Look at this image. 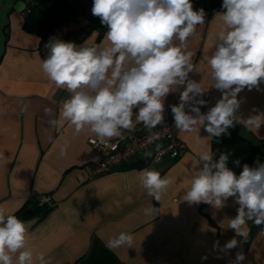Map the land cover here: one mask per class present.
I'll list each match as a JSON object with an SVG mask.
<instances>
[{
    "label": "crops",
    "instance_id": "crops-1",
    "mask_svg": "<svg viewBox=\"0 0 264 264\" xmlns=\"http://www.w3.org/2000/svg\"><path fill=\"white\" fill-rule=\"evenodd\" d=\"M37 1L0 0V207L26 223L34 255L44 253L52 264H232L242 252L241 264H264V225H248L247 240L227 228V220L237 214L233 198L222 209L205 203L190 205L181 199L199 166L198 153L210 144L213 152V139L197 144L195 133L176 129V136L186 145L179 158H165L153 167L137 160L126 169L91 175L99 155L87 140L95 135L87 131L77 135L67 124L62 129L49 124L58 118L69 93L50 83L40 66L48 55L45 45L60 40L61 35L53 32L42 40L24 26L23 10ZM21 3L26 7L18 10ZM192 3L194 9L205 10L206 21L188 42L195 53L190 78L201 80L207 88V57L220 23L214 17L222 8H211L209 0ZM73 24L68 31L79 37L77 45L98 44L105 38L107 29L81 35L82 24ZM260 89L246 88L238 94L241 115L253 114V108L264 111V83ZM182 90L167 96L165 118L173 115L170 106L178 104ZM220 97L219 91L210 88L203 96L208 101L203 113ZM23 105L27 108L22 111ZM46 108L51 115L45 113ZM232 128L252 144L255 162L264 163V126L258 134L240 124ZM199 135L206 138L209 134L201 128ZM65 142L68 148L61 156L60 146ZM145 168L174 181L159 202L140 184ZM33 196L46 197L49 210L43 216L25 217L21 210L25 211ZM149 207L154 212L146 216L144 210ZM120 232L134 234L133 247L109 249L108 240ZM233 238L237 246L225 249Z\"/></svg>",
    "mask_w": 264,
    "mask_h": 264
},
{
    "label": "clouds",
    "instance_id": "clouds-1",
    "mask_svg": "<svg viewBox=\"0 0 264 264\" xmlns=\"http://www.w3.org/2000/svg\"><path fill=\"white\" fill-rule=\"evenodd\" d=\"M26 7L21 3L18 10ZM222 11L215 14L219 31L210 56L208 87L190 78L194 73L195 53L189 40L204 25L206 12L194 9L192 0H93L92 15L106 26L101 43L77 45L71 41L50 40L48 55L41 69L58 89L69 96L60 105L58 118L49 124L62 129L67 124L79 135L90 132L101 144L123 140L137 124L151 132L165 121V100L183 89L178 104L171 105L174 126L184 133H195L197 144L230 135L236 124L258 134L264 126V111L253 108L247 117L240 114L244 89L260 91L264 83V0H223ZM214 88L221 97L206 113L204 94ZM27 106H22V111ZM51 115V109H45ZM209 135L201 138L200 129ZM149 138V143L153 141ZM211 145V144H210ZM208 150L198 153V168L181 199L190 205L205 203L215 209L226 206L229 198L238 204L237 214L227 220V228L247 240L248 222L264 225V163L244 164L237 175L229 166L231 153L214 157ZM67 142L60 146L66 154ZM162 145L156 144L159 153ZM152 151L144 153L151 158ZM239 165V161H233ZM141 186L155 201H161L173 184L153 168L139 176ZM152 207L144 214L151 216ZM135 236L120 232L107 242L109 249L132 248ZM233 238L225 249L237 246ZM215 247V245H214ZM245 256L238 252L232 264H241ZM52 264L44 253L35 254L28 244L26 223L0 207V264Z\"/></svg>",
    "mask_w": 264,
    "mask_h": 264
},
{
    "label": "trees",
    "instance_id": "trees-1",
    "mask_svg": "<svg viewBox=\"0 0 264 264\" xmlns=\"http://www.w3.org/2000/svg\"><path fill=\"white\" fill-rule=\"evenodd\" d=\"M211 8H220L223 0H209ZM93 0H40L30 6V12L25 17V28L45 40V36L53 28L63 24L77 21L80 15L91 12ZM97 30L103 32L106 26L102 25L100 19L93 15L90 16L88 28L85 26L80 27L81 35L90 31ZM66 37H62V41L76 42L79 37L72 31L67 32ZM73 37V38H72ZM48 49L45 48V52ZM230 135H222L220 138H213V153L214 157L218 159L220 153H231L229 159V166L237 173L242 171L244 164L255 166V160L249 156H254L255 149L250 142L245 140L236 128L228 130ZM248 155V156H247ZM239 161V165L233 161ZM145 161V160H144ZM146 163V161H145ZM132 164L126 168L131 167ZM125 168V169H126ZM40 196H33L29 199V205L25 211L21 210V214L27 216H43L49 210L48 206H39L38 200Z\"/></svg>",
    "mask_w": 264,
    "mask_h": 264
},
{
    "label": "built area",
    "instance_id": "built-area-1",
    "mask_svg": "<svg viewBox=\"0 0 264 264\" xmlns=\"http://www.w3.org/2000/svg\"><path fill=\"white\" fill-rule=\"evenodd\" d=\"M30 7L23 10V14H28ZM201 112L204 109L201 107ZM125 138L111 140L107 144L99 143L96 138L90 137L87 142L98 153V159L91 166V175L108 173L114 170L125 169L128 165L137 160H145L147 167H153L161 163L165 158L175 160L181 156L186 149L185 143L176 136L173 115L165 118L163 124L149 132L142 124H137L131 132L124 133ZM153 141L149 143V138ZM156 144L162 145L159 153L156 152ZM152 151L151 158H145L144 153ZM39 206L48 205L46 197L42 196L38 200ZM249 226H254L251 221Z\"/></svg>",
    "mask_w": 264,
    "mask_h": 264
},
{
    "label": "rangeland",
    "instance_id": "rangeland-1",
    "mask_svg": "<svg viewBox=\"0 0 264 264\" xmlns=\"http://www.w3.org/2000/svg\"><path fill=\"white\" fill-rule=\"evenodd\" d=\"M197 1V0H196ZM92 15V12H88L87 14H84V15H80L77 19V21L75 22H70V23H67V24H63V25H60L58 27H55L53 28L51 31H49L47 33V35L45 36V40L48 39V37L54 32L56 33L55 35L58 36V34L61 35V38L63 36H66L67 35V31L72 28V26H74L73 23H75L77 26H78V23H81L82 26H85L88 28L89 26V22H90V16ZM229 153V152H228ZM248 156V155H247ZM250 158L252 159H255L254 156L252 157V155L249 156Z\"/></svg>",
    "mask_w": 264,
    "mask_h": 264
},
{
    "label": "water",
    "instance_id": "water-1",
    "mask_svg": "<svg viewBox=\"0 0 264 264\" xmlns=\"http://www.w3.org/2000/svg\"><path fill=\"white\" fill-rule=\"evenodd\" d=\"M18 6V5H17ZM18 8V7H17Z\"/></svg>",
    "mask_w": 264,
    "mask_h": 264
}]
</instances>
